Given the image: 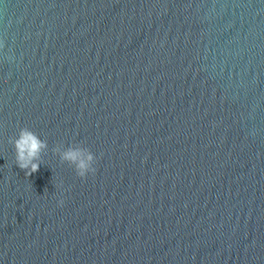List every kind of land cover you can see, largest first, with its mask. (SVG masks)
Masks as SVG:
<instances>
[{
	"label": "water",
	"instance_id": "1",
	"mask_svg": "<svg viewBox=\"0 0 264 264\" xmlns=\"http://www.w3.org/2000/svg\"><path fill=\"white\" fill-rule=\"evenodd\" d=\"M0 264H264V0H0Z\"/></svg>",
	"mask_w": 264,
	"mask_h": 264
}]
</instances>
